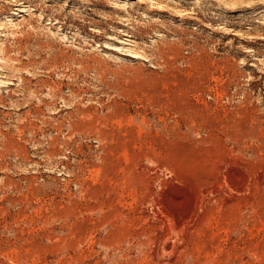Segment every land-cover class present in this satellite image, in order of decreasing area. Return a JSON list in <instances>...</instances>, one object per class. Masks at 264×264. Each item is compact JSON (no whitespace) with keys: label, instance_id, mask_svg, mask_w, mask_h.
<instances>
[{"label":"rangeland","instance_id":"obj_1","mask_svg":"<svg viewBox=\"0 0 264 264\" xmlns=\"http://www.w3.org/2000/svg\"><path fill=\"white\" fill-rule=\"evenodd\" d=\"M0 264H264V0H0Z\"/></svg>","mask_w":264,"mask_h":264},{"label":"bare ground","instance_id":"obj_2","mask_svg":"<svg viewBox=\"0 0 264 264\" xmlns=\"http://www.w3.org/2000/svg\"><path fill=\"white\" fill-rule=\"evenodd\" d=\"M18 6L19 5H21V4H17ZM20 12H24V11H26V10H24V9H21V10H19ZM135 58H139L140 56H138V55H136V56H134Z\"/></svg>","mask_w":264,"mask_h":264}]
</instances>
